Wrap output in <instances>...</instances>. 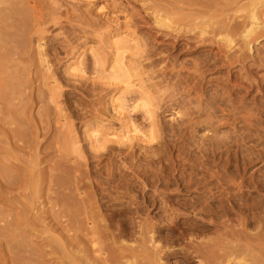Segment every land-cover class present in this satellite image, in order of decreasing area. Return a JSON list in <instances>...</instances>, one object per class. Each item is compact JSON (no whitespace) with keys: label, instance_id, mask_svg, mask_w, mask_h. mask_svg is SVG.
Returning a JSON list of instances; mask_svg holds the SVG:
<instances>
[{"label":"rangeland","instance_id":"rangeland-1","mask_svg":"<svg viewBox=\"0 0 264 264\" xmlns=\"http://www.w3.org/2000/svg\"><path fill=\"white\" fill-rule=\"evenodd\" d=\"M171 2L25 1L24 60L0 52V84L8 57L23 67L0 124L25 135L12 145L0 130V172L15 177L0 173V210L18 241L0 264H145L156 245L162 264H184L216 230L264 232V0L226 13L256 4L262 24L228 63L227 43L187 34ZM60 204L79 206V223Z\"/></svg>","mask_w":264,"mask_h":264},{"label":"bare ground","instance_id":"bare-ground-1","mask_svg":"<svg viewBox=\"0 0 264 264\" xmlns=\"http://www.w3.org/2000/svg\"><path fill=\"white\" fill-rule=\"evenodd\" d=\"M25 1L26 0H0V52L4 51L7 55L12 53L14 60L16 58L24 60V54L28 45L26 28L28 25V8L26 7ZM241 1L242 0H172L171 4L175 10L174 16L179 18V11L181 10H187L189 15H191H186L181 18L184 20L181 24V29H184V31L187 29V34L198 29L203 35L201 38L204 41L209 40L213 44H219V42L223 40L227 43L226 46L228 49L224 50L222 58L228 63L230 61L229 51H231L239 42L250 45L251 41L249 39L252 38L256 30L262 25L256 12L257 10L255 9L256 4L253 5L248 15L244 17H235L226 14L233 11ZM156 10L159 12L163 10V8L159 7V9ZM240 10L241 9H236L235 12H239ZM36 11H39V9ZM224 14L228 16L221 19L220 17ZM241 18L242 20H238ZM207 20H212V22ZM36 25L39 26V23L37 22ZM191 38H193L192 35H190L189 39ZM42 44H44L43 41ZM41 47L43 48V46ZM12 57H8L5 60L4 66L6 70L2 71L3 75L0 84V103L2 104L0 109L7 114H14V112L17 111L16 108L11 106L12 101L9 95L11 94L10 90L13 89V87L16 88L20 84V80H22L20 72L23 70V67L15 61L13 62V60L10 64ZM47 68L50 69V67ZM189 69L192 70V73L188 72L186 76L190 75L194 80L204 73L202 63L195 62ZM53 83L55 82H51V84ZM2 123L5 124L6 121L2 120ZM7 125L11 126L5 128L0 124V130L5 134L6 142L12 145H24L25 140L23 139L25 135L20 130L12 127V123L7 122ZM0 173L2 178L6 181L5 186L11 185L15 182L13 180L15 177L12 174L4 170H1ZM0 185L3 186L4 184L0 183ZM54 185L58 191L59 198H62L59 200H64L61 201V203H67L70 205L72 202V194L68 192L66 185L60 181H56ZM23 188V190H25L26 187ZM62 204H60V209H57L59 218L68 217L71 222L79 223V216L82 211L80 207L76 205V208L71 211L69 208L61 206ZM89 216L90 217L86 218H88V221L94 225L95 221L93 215L91 214ZM89 226L91 225L89 224ZM141 229L142 236L144 233H148L145 227H142ZM217 231L218 230H216L215 237L209 241H201L191 245L190 249L184 253V264H264V232L249 233L248 230L243 228L226 229L224 231L221 230V232L220 230L219 232ZM153 238L154 236L152 235L150 239ZM144 240H146V237H144ZM17 242L18 241L15 240V237L12 234L10 221L5 217L4 212L0 210V246L5 244L7 247L12 246L17 248ZM153 247L151 256H148V258L145 257L146 260L144 263L162 264L163 259L169 256V251L159 245ZM95 254L96 253H94V255ZM17 259L18 261H21L19 258Z\"/></svg>","mask_w":264,"mask_h":264}]
</instances>
